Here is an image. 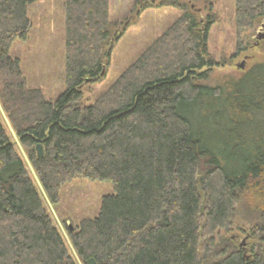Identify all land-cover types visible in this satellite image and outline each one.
<instances>
[{
    "label": "trees",
    "instance_id": "trees-1",
    "mask_svg": "<svg viewBox=\"0 0 264 264\" xmlns=\"http://www.w3.org/2000/svg\"><path fill=\"white\" fill-rule=\"evenodd\" d=\"M37 1L0 0V106L31 168L0 123V264H264V61L202 85L217 66L214 18L200 20L188 0L146 2L142 11L181 15L85 106L81 88L103 75L119 36L109 0H64V90L46 100L10 54ZM234 5L239 40L264 18V0ZM31 173L53 207L75 179L113 194L64 240ZM235 219L255 242L246 253L219 235Z\"/></svg>",
    "mask_w": 264,
    "mask_h": 264
},
{
    "label": "rangeland",
    "instance_id": "rangeland-1",
    "mask_svg": "<svg viewBox=\"0 0 264 264\" xmlns=\"http://www.w3.org/2000/svg\"><path fill=\"white\" fill-rule=\"evenodd\" d=\"M158 1L109 0L110 31L119 38L111 45L110 58L104 63L103 75L98 80L86 81L82 86L83 105H90L181 15L178 10L167 7L142 11L146 2L157 5ZM183 3L202 21L208 17L214 18L207 47L210 58L217 66L211 69L207 80L201 82L202 85L214 87L224 81L235 80L255 64L264 61V18L242 32L238 40L234 0H188ZM63 5L64 0H38L31 5L28 18L32 29L28 39L25 42L15 41L10 51L13 57L19 59L28 87L39 89L45 99L50 101L56 99L64 90ZM239 42L242 44L241 53L237 51ZM0 123L31 172L26 155L1 106ZM31 177L64 240L66 226L73 228L83 219L94 218L101 199L113 194L110 183L75 179L63 187L61 200L53 207L44 198L32 173ZM248 233V225L235 219L229 232L221 231L219 235L224 239L233 238L234 245L246 253L255 243L248 238Z\"/></svg>",
    "mask_w": 264,
    "mask_h": 264
},
{
    "label": "water",
    "instance_id": "water-1",
    "mask_svg": "<svg viewBox=\"0 0 264 264\" xmlns=\"http://www.w3.org/2000/svg\"><path fill=\"white\" fill-rule=\"evenodd\" d=\"M239 68H242V66L239 67ZM35 150H36V153H37V157L38 158H41L42 155H43L41 146L40 145H37L36 148H35ZM87 264H94V262L92 260H89V261H87Z\"/></svg>",
    "mask_w": 264,
    "mask_h": 264
}]
</instances>
